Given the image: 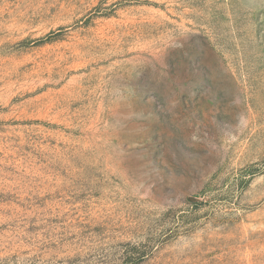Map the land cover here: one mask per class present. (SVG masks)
I'll return each instance as SVG.
<instances>
[{
    "label": "rangeland",
    "instance_id": "obj_1",
    "mask_svg": "<svg viewBox=\"0 0 264 264\" xmlns=\"http://www.w3.org/2000/svg\"><path fill=\"white\" fill-rule=\"evenodd\" d=\"M0 264H264V0H0Z\"/></svg>",
    "mask_w": 264,
    "mask_h": 264
}]
</instances>
